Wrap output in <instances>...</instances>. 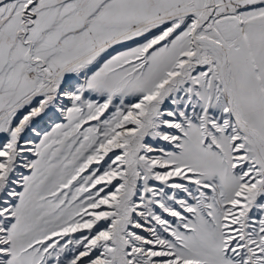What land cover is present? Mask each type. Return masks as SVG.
I'll list each match as a JSON object with an SVG mask.
<instances>
[{
  "label": "snow or ice",
  "instance_id": "snow-or-ice-1",
  "mask_svg": "<svg viewBox=\"0 0 264 264\" xmlns=\"http://www.w3.org/2000/svg\"><path fill=\"white\" fill-rule=\"evenodd\" d=\"M0 264H264V0H0Z\"/></svg>",
  "mask_w": 264,
  "mask_h": 264
}]
</instances>
